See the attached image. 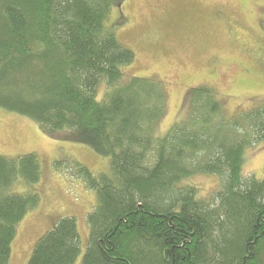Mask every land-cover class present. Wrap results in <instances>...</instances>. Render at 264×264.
<instances>
[{"label": "trees", "instance_id": "obj_1", "mask_svg": "<svg viewBox=\"0 0 264 264\" xmlns=\"http://www.w3.org/2000/svg\"><path fill=\"white\" fill-rule=\"evenodd\" d=\"M125 0H0V107L110 158L107 172L77 163L97 192L81 264H264V176L244 175L246 151L264 142V99L230 114L213 87H193L188 112L165 132L168 93L156 76L129 75L135 52L107 20ZM0 154V264L17 226L39 203L11 192L40 180L35 153ZM217 175L204 196L188 180ZM76 218L57 219L28 264H76Z\"/></svg>", "mask_w": 264, "mask_h": 264}, {"label": "rangeland", "instance_id": "obj_2", "mask_svg": "<svg viewBox=\"0 0 264 264\" xmlns=\"http://www.w3.org/2000/svg\"><path fill=\"white\" fill-rule=\"evenodd\" d=\"M135 60L129 75L156 76L167 88V115L160 132L188 112L191 88L207 84L230 114L264 99V0H125L107 20ZM69 131L45 133L31 118L0 107V154L15 158L35 153L40 180L19 178L11 192L38 194V205L19 222L9 264H28L34 245L63 216L76 218L81 264L90 238L88 214L97 192L76 177L77 163L95 173L109 170L110 158L76 142ZM264 176V142L246 151L244 175ZM220 177L196 174L188 181L204 196L218 189Z\"/></svg>", "mask_w": 264, "mask_h": 264}]
</instances>
